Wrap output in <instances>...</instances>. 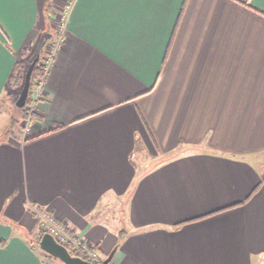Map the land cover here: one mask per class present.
Returning a JSON list of instances; mask_svg holds the SVG:
<instances>
[{
  "label": "crops",
  "instance_id": "1",
  "mask_svg": "<svg viewBox=\"0 0 264 264\" xmlns=\"http://www.w3.org/2000/svg\"><path fill=\"white\" fill-rule=\"evenodd\" d=\"M69 1L0 0V264H64L39 212L103 263L264 264V0H71L11 131L10 77Z\"/></svg>",
  "mask_w": 264,
  "mask_h": 264
},
{
  "label": "built area",
  "instance_id": "2",
  "mask_svg": "<svg viewBox=\"0 0 264 264\" xmlns=\"http://www.w3.org/2000/svg\"><path fill=\"white\" fill-rule=\"evenodd\" d=\"M64 21V20H63ZM58 38H55L54 48L51 49L50 55L47 60L42 64V69L44 70L45 77L44 79L36 85L34 89V97H32V101L25 106L26 111V119L24 120V135H28L33 127H34V113L36 110V107L38 103L43 100L44 98V81L49 73L50 69L52 68L54 57L56 52L61 48V46L65 42V36L64 34L57 35ZM44 214L43 221L41 223V231L43 233H49L51 234L54 239L62 246L66 247L70 253L72 254H82L88 258V261L93 262L95 264L102 263V259L100 257V254L97 252V250L92 247L91 242L82 237L79 234L70 233L67 230V226L65 223L57 222L52 215L48 213H42Z\"/></svg>",
  "mask_w": 264,
  "mask_h": 264
},
{
  "label": "water",
  "instance_id": "3",
  "mask_svg": "<svg viewBox=\"0 0 264 264\" xmlns=\"http://www.w3.org/2000/svg\"><path fill=\"white\" fill-rule=\"evenodd\" d=\"M42 50V49H41ZM41 50H39L37 56L35 59L31 62L29 67L26 70L25 76H24V85L23 88L20 92V95L17 99L16 105L17 107H25L29 98V93L31 89V80H32V75L35 69V66L39 62V58L41 55ZM40 248L49 254L50 256L59 259L62 261L64 264H94L88 260H85L79 256H74L70 251L60 245L54 237L49 234L45 233L42 238L39 241ZM109 260L102 263V264H108Z\"/></svg>",
  "mask_w": 264,
  "mask_h": 264
},
{
  "label": "rangeland",
  "instance_id": "4",
  "mask_svg": "<svg viewBox=\"0 0 264 264\" xmlns=\"http://www.w3.org/2000/svg\"><path fill=\"white\" fill-rule=\"evenodd\" d=\"M71 2L72 1L70 0L67 4H65L62 7H60V9L57 11V14L54 16V19L52 21V23H53L52 26H53V29L55 31V35H54L55 38L56 37L58 38L57 35H59L61 33L64 34V36H65V33H66L67 29H68V24H69L68 23V18H69V15H70ZM54 43H55V40L52 39L51 41H49L48 43L45 44V49L42 50L43 52L41 51V55H40L39 62H38L40 67H42V64L45 62V60L48 59V57L50 55V52H51V49L53 50V48H54L53 47ZM34 89H33V91H34ZM21 90L19 91V94H20ZM32 97H34V93H33ZM13 106H16V105H13ZM14 109H15L14 111H9V112L12 114V124H13V128H14L13 130L16 132V131H18L20 129L21 126H23V129H24L25 123H24V121H22L23 119H21V117L19 116V112L17 111L16 107ZM24 111H25V109H24ZM25 114H26V111H25ZM17 121H19L18 124H17ZM42 213L43 212H39V218H40L41 223L43 221V217L42 216L44 215ZM40 226H42V225H40ZM67 230H68V228H67ZM91 244H92V247H94L96 249L95 245L92 242H91ZM97 252H98V250H97ZM102 263H100V264H102Z\"/></svg>",
  "mask_w": 264,
  "mask_h": 264
},
{
  "label": "trees",
  "instance_id": "5",
  "mask_svg": "<svg viewBox=\"0 0 264 264\" xmlns=\"http://www.w3.org/2000/svg\"><path fill=\"white\" fill-rule=\"evenodd\" d=\"M47 1V5L48 8H50L51 6H53L54 4V0H46ZM42 51V50H41ZM43 52V51H42ZM29 67L28 64L26 65H19V63L16 65L15 69H14V73L12 74V76L10 77V85L13 87H17L19 88V90H21L23 88L24 85V76L26 73L27 68ZM45 77L44 74V70H42V67L39 66V63L35 66L33 75H32V80H31V89H30V93H29V98L27 103L29 104L32 101V95L34 93L33 89L35 88L36 85H38ZM17 111L19 112V116L21 117V119H23L22 121H24L26 119V114H25V107H16ZM19 123V121H17V124ZM13 124L11 126V131L13 130ZM44 235L43 232H41L39 234V240L42 238V236ZM74 256H79L85 260H88V258L80 253L78 254H73Z\"/></svg>",
  "mask_w": 264,
  "mask_h": 264
}]
</instances>
